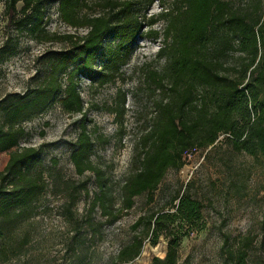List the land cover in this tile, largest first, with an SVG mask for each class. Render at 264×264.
Listing matches in <instances>:
<instances>
[{
    "label": "rangeland",
    "instance_id": "obj_1",
    "mask_svg": "<svg viewBox=\"0 0 264 264\" xmlns=\"http://www.w3.org/2000/svg\"><path fill=\"white\" fill-rule=\"evenodd\" d=\"M134 1L143 22L171 9L174 2ZM250 2L234 0L233 6L246 8ZM88 3L90 7L82 12L102 11L99 0ZM47 9V29L56 36L50 42H40L9 25L0 2V125L3 105L43 79L45 53L68 47L62 35L86 32L65 24L57 3H49ZM166 25L160 20L144 27L130 58L113 80L101 84L82 77L79 81L95 144L91 161L109 179L116 209L122 204V186L158 120L159 103L169 96L151 79V72H161L167 63L157 56L165 45ZM153 31L158 34H150ZM226 35L219 26L213 28L208 50L223 61L224 75L241 80L245 57L226 45ZM249 77L248 72L244 83ZM164 83L166 88L168 82ZM207 91L198 86L196 95L208 97ZM263 107L264 95L257 104L260 113ZM81 118L56 102L17 125L26 132L20 148H43L42 162L32 173L41 176L44 183L38 195L10 220L0 219V264H113L135 235H145L142 227L134 230L133 224L159 210L175 212L178 200L174 197L183 193L201 202L203 208L191 221L181 216L176 219L174 226L181 237L175 264H239L243 252L245 264H264V153L235 151L228 136L220 134L214 145L187 151L182 168H169L152 200L147 193L136 196L132 208L109 223L98 207L92 210L98 193L94 173L87 170L78 174L70 159ZM5 156L0 153V167ZM166 253L163 234L147 235L141 254L129 264H163L160 261Z\"/></svg>",
    "mask_w": 264,
    "mask_h": 264
},
{
    "label": "trees",
    "instance_id": "obj_2",
    "mask_svg": "<svg viewBox=\"0 0 264 264\" xmlns=\"http://www.w3.org/2000/svg\"><path fill=\"white\" fill-rule=\"evenodd\" d=\"M1 1L8 24L40 42H50L56 36L47 29V5L51 2L57 3L59 17L65 24L86 29L84 34L62 35L60 38L69 45L45 53L46 73L40 83L3 105L0 153L6 156L0 167L2 221L10 220L13 213L36 197L44 183L41 176L32 173L42 162L43 148H20L26 132L17 125L56 102L67 113L82 115L70 159L78 174L87 170L94 173L98 193L92 210L98 207L109 223L118 220L124 210L131 209L136 196L147 193L152 200L169 168H182L187 151L214 145L220 134L228 136L235 151L264 153V107L261 113L257 108L264 95V0H251L246 8L234 7V0H174L171 9L145 22L140 19V8L134 0H99L102 11L94 14L82 12L90 7L88 0ZM160 20H165L167 25L165 45L157 56L165 58L167 63L161 72H151V79L164 92L166 89L169 96L159 103L158 120L122 186V204L116 209L109 179L91 161L95 144L88 130L79 81L82 77L101 84L113 80L130 58L144 27ZM218 26L227 34L226 45L245 57L241 80L224 75L223 61L209 53V37ZM248 72L250 77L244 83ZM164 81L168 82L166 88ZM198 86L207 88L209 96L196 95ZM174 200H178L175 212L159 210L141 216L133 224L134 230L142 227L145 235H135L113 264L133 262L141 254L147 235L152 234L167 238V253L160 262H177L181 233L174 226L176 219L181 216L191 221L203 204L187 193L177 195ZM245 256L246 252L239 254V264H245Z\"/></svg>",
    "mask_w": 264,
    "mask_h": 264
}]
</instances>
